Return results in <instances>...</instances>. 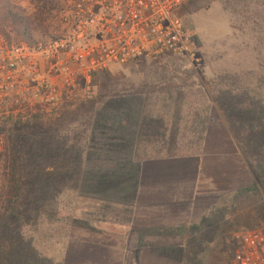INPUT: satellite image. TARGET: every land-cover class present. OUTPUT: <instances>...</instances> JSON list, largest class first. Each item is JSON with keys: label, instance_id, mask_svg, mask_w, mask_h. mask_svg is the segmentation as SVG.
<instances>
[{"label": "rangeland", "instance_id": "374dc122", "mask_svg": "<svg viewBox=\"0 0 264 264\" xmlns=\"http://www.w3.org/2000/svg\"><path fill=\"white\" fill-rule=\"evenodd\" d=\"M12 1L25 10L35 39L66 35L67 19L61 8L68 0ZM178 12L196 40L206 64L204 71L183 72L178 58L170 55L140 59L96 74L90 89L82 83L68 93L62 88L61 77L55 79L63 90L57 109H49L46 102L30 104L32 116L18 118L21 110L10 113V108L1 104L0 145L12 133L23 131L29 147L30 179L35 183L19 214L2 218L0 211V264H62L76 208L85 202L70 189L66 178L80 172L82 179L86 157L102 152L103 126L115 122L119 112L124 115L126 110L141 107L143 112L145 101L153 117L148 123L155 125L159 140L167 143L169 130L163 129L172 126L168 122L172 118L164 113L171 106L165 103V96L180 89L185 91V111L206 106L201 92L204 87L215 96L216 114L238 139L252 176L251 184L223 194L212 216L204 225L200 222L186 248L184 264H231L236 234L264 225V0H189ZM35 58L42 66L40 73L49 77L48 63L42 61V55ZM173 80L174 88L170 86ZM18 83L16 88L27 94L31 82ZM35 100L31 98L32 103H38ZM91 100H96L97 106L92 118L87 106H80ZM141 118L143 123V114ZM192 120L186 126L194 124ZM185 133L184 142L195 140L190 129ZM3 184L0 177V207Z\"/></svg>", "mask_w": 264, "mask_h": 264}, {"label": "crops", "instance_id": "0c3cea01", "mask_svg": "<svg viewBox=\"0 0 264 264\" xmlns=\"http://www.w3.org/2000/svg\"><path fill=\"white\" fill-rule=\"evenodd\" d=\"M204 89L207 104L194 108L201 117L190 127L203 138L187 152L136 155L142 107L103 126L102 152L83 165L76 191L85 202L76 208L62 264H184L192 233L222 195L251 184L238 139Z\"/></svg>", "mask_w": 264, "mask_h": 264}, {"label": "built area", "instance_id": "2783aa9c", "mask_svg": "<svg viewBox=\"0 0 264 264\" xmlns=\"http://www.w3.org/2000/svg\"><path fill=\"white\" fill-rule=\"evenodd\" d=\"M188 1L68 0L61 8L67 19L65 36L33 45L0 44V99L10 97L19 110L45 102L49 109H57L63 90L55 79L61 77L68 93L82 83L90 89L96 74L115 65L165 55L177 57L183 72H200L203 59L178 12ZM35 55L48 63L49 77L40 73L42 66ZM20 80L31 82L27 94L16 88ZM231 264H264V225L236 234Z\"/></svg>", "mask_w": 264, "mask_h": 264}, {"label": "trees", "instance_id": "16d2710c", "mask_svg": "<svg viewBox=\"0 0 264 264\" xmlns=\"http://www.w3.org/2000/svg\"><path fill=\"white\" fill-rule=\"evenodd\" d=\"M0 41L4 45L12 46V45H33L39 41V39H35L34 32L31 27V23L28 19V16L25 13V10L13 2L12 0H0ZM183 85H186V81H180ZM186 82V83H185ZM185 83V84H184ZM173 82L170 84L171 87H176ZM192 94V92H190ZM185 97L184 89H180L177 93L172 91L168 95L165 96L166 102H170V107L166 111L164 110L165 115L171 114V120L165 117V120H169L168 122H172V126L170 128L165 127L163 130H169V137L167 143H162L158 138V135L155 133L154 128L155 125L148 123L151 121V117L148 113L147 101H145L144 109H143V125L140 131V139L139 144L137 146L136 155H142L143 157L148 156H158L161 154L165 155H174L181 154L188 151V148L194 144L200 142L203 138L202 130H191L189 126H186L187 123L191 120V118H200V114L194 113V108H191L188 111H185L182 108V100ZM158 98V97H157ZM10 97H5L2 100L0 99L1 104L4 108H10V113H13L16 110H19V106L11 105ZM90 104V105H89ZM88 105L81 103V107H86V112L92 118L95 115L97 110L96 100H91ZM26 110V111H25ZM20 111V110H19ZM28 108L21 109L18 112V118H23L26 116L31 117L32 114L28 113ZM26 114V115H23ZM184 115H189L187 119H185ZM150 116V117H149ZM37 117V116H36ZM184 117V118H183ZM166 120V121H167ZM88 126L91 125V120L88 121ZM163 128V127H161ZM188 129L191 130L193 136L196 135L194 141L190 139V142H184V138L186 136L185 131ZM156 135L157 140H151V136ZM192 135V134H191ZM24 133L23 131H16L12 133L9 137H6L0 145V177H3V191H2V201H1V217L5 218L8 216L14 217L23 208L26 203L27 192L33 189L32 181L30 179L31 170L28 167L27 161V152L29 151V147L23 139ZM159 142L156 146L149 145V142ZM148 142V143H147ZM147 143V144H145ZM191 144V145H190ZM193 146V145H192ZM73 147V145L71 146ZM72 175V174H71ZM68 176L66 180L68 181V186L70 189L76 191L79 187V183L81 180L80 172H76L72 176ZM35 183V182H34ZM70 183L72 185H70Z\"/></svg>", "mask_w": 264, "mask_h": 264}]
</instances>
